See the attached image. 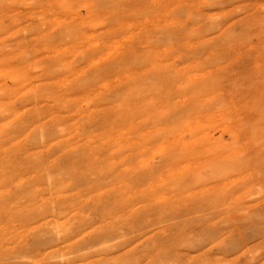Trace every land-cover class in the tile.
I'll return each mask as SVG.
<instances>
[{"label": "bare ground", "instance_id": "bare-ground-1", "mask_svg": "<svg viewBox=\"0 0 264 264\" xmlns=\"http://www.w3.org/2000/svg\"><path fill=\"white\" fill-rule=\"evenodd\" d=\"M0 264H264V0H0Z\"/></svg>", "mask_w": 264, "mask_h": 264}]
</instances>
